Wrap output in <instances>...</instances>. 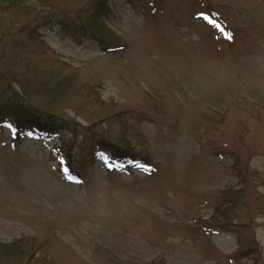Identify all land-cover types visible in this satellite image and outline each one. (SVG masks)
<instances>
[{"label":"rangeland","instance_id":"rangeland-1","mask_svg":"<svg viewBox=\"0 0 264 264\" xmlns=\"http://www.w3.org/2000/svg\"><path fill=\"white\" fill-rule=\"evenodd\" d=\"M0 54V264H264V0H0Z\"/></svg>","mask_w":264,"mask_h":264},{"label":"trees","instance_id":"trees-1","mask_svg":"<svg viewBox=\"0 0 264 264\" xmlns=\"http://www.w3.org/2000/svg\"><path fill=\"white\" fill-rule=\"evenodd\" d=\"M14 4H18V5H14ZM20 4L17 3L16 1L13 2V6L14 7H18ZM99 6H94L93 10L91 13H89V15L86 17V19L84 20V23H81V31L83 33H85V36H89L92 39H94L97 42H101L102 40V36H104V32L106 31L103 28V25L100 22V18H99ZM69 26V25H66ZM65 26V27H66ZM101 43H104V40H102ZM117 50V48H108L106 49L104 52L105 53H114ZM3 52V51H2ZM4 53V52H3ZM5 54H0V62L4 59ZM10 118L15 119L16 121V127L14 130V136H16V134H28L30 132H32L33 134L37 135V136H44V137H48L50 134L53 133H58L57 132V127L55 125V123H50L47 121H40V120H36L33 123H31L32 121L29 120L28 118L24 117V115L22 114H14V115H9ZM22 118V120H18ZM21 136V135H20ZM20 139V137H19ZM102 145V144H101ZM102 150L107 151L110 155V159L111 162H113L114 164H118L120 167H126L127 165H132L137 159L139 158H135L134 154H132L131 152H128L124 155H121L119 153V151H121L123 153V151L125 149H117L116 147H114V149L112 147H108L107 145H102ZM141 160V159H140ZM69 170L70 173L72 172L75 173V171L72 169L73 167L71 165H69ZM221 212L224 211H220L219 209H215L214 210V214L212 217V221L215 222V226L217 228H222L224 227L223 223L225 222L224 220L222 222H217L218 217H220V215L226 219L225 214H222ZM221 218V217H220ZM253 243L250 244L247 248H243L241 246V248L239 249L240 251H245L249 250L250 248L253 247Z\"/></svg>","mask_w":264,"mask_h":264}]
</instances>
